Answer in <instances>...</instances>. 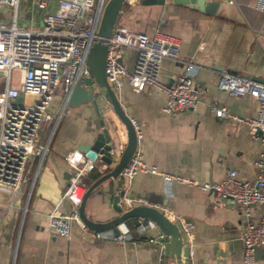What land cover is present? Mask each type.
Returning <instances> with one entry per match:
<instances>
[{"label":"crops","instance_id":"1","mask_svg":"<svg viewBox=\"0 0 264 264\" xmlns=\"http://www.w3.org/2000/svg\"><path fill=\"white\" fill-rule=\"evenodd\" d=\"M216 1L212 13L170 0L161 4L123 2L115 23L147 34L161 32L176 37L179 58L163 57L159 77L169 83L185 60L191 61L192 85L198 100L186 109L165 112L161 109L164 94L159 89L146 85L133 91L125 80L116 94L125 113L138 123L136 149L147 166L199 181L220 180L232 168L238 178L254 182L257 138L246 124L210 114L208 105L224 106L238 115L255 114L254 97L247 93L230 94L216 86V79L227 68L264 79V9L258 7L259 0ZM39 15L38 11L36 18L31 15L24 22L19 21V25L37 24ZM134 58L133 48H121L119 60L126 68L132 67ZM62 100L60 86L53 93L51 109L60 106ZM98 106L112 140L114 159L125 141L124 127L104 102H98ZM99 128L98 116L90 103H65L16 241L19 207L8 204L7 194L0 191V264H173L162 251L156 225L149 223L138 231L137 217L124 219L130 226L124 240L96 236L91 229H81L74 220L69 222L67 235L48 228L47 211L69 209V201L62 195L68 176L65 154L90 142ZM109 166L94 160V167L82 177L84 185L93 179L91 172L100 173ZM123 184L120 174L98 182L86 196L85 214L94 220L114 215L112 196H118ZM127 184L128 195L162 206L169 218L187 221L188 264H243L240 234L244 216L237 202L184 182L171 180L165 184L156 172L138 170ZM263 206V202H253L249 218L256 219ZM252 264H264V246L254 252Z\"/></svg>","mask_w":264,"mask_h":264},{"label":"built area","instance_id":"2","mask_svg":"<svg viewBox=\"0 0 264 264\" xmlns=\"http://www.w3.org/2000/svg\"><path fill=\"white\" fill-rule=\"evenodd\" d=\"M19 1L0 0V191L7 194L8 204L19 207L15 241L70 90L77 79L89 74L86 54L93 42L99 41L106 46L104 73L115 92L124 80L133 91L151 85L164 94L161 109L165 112L186 109L198 100L192 85L194 66L191 61L185 60L180 72L169 83L159 77V64L163 57L179 58L175 36L161 32L147 34L117 23H114L110 35H99L96 28L106 0H29L30 5L40 9V20L37 24L19 25L16 23ZM136 1L123 0L128 4ZM257 5L264 9V0H259ZM123 46L135 50L131 68H126L119 60ZM59 84L63 91L62 104L51 109L52 96ZM216 86L230 94L247 93L257 102L252 116L232 113L224 106L208 105L210 114L246 124L257 138L259 150L254 160V182L238 178L232 168L227 169L220 180L202 181L157 170L144 164L135 149L119 171L124 184L116 203L123 207L147 203L144 198L126 192L129 179L138 170L158 173L165 184L171 180L184 182L230 198L242 206L244 216L240 234L241 260L243 264H252L254 249L264 246V206L256 219L249 218L251 204L264 203V79L221 70ZM19 93L22 98L16 102L14 97ZM130 122L137 138L140 135L138 123L133 117H130ZM106 152L112 155L113 147ZM101 154L97 152L96 159L84 156L80 150L65 154L68 176L62 195L68 199L69 209L67 212H58L55 208L47 211V226L52 232L67 235L71 220L77 222L81 229L90 230L79 218L76 207L85 187L82 177L94 167V160H99ZM147 224L148 220L137 217L135 228L139 231ZM181 226L189 247V224L184 221ZM90 232L96 236L124 240L130 233V226L123 220L110 229Z\"/></svg>","mask_w":264,"mask_h":264},{"label":"water","instance_id":"3","mask_svg":"<svg viewBox=\"0 0 264 264\" xmlns=\"http://www.w3.org/2000/svg\"><path fill=\"white\" fill-rule=\"evenodd\" d=\"M164 1L165 0H141L143 3L156 4H161ZM170 1L199 9L206 13H212L217 4L216 0ZM122 3L123 0L105 1L96 28L99 35L107 36L112 33ZM105 48V44L99 41H95L90 45L86 54V64L89 74L75 81L66 100L68 105H74L83 101L91 104L98 116L100 128L95 132L90 142L80 144L78 149L84 154V156L89 157L90 159H96V153L102 152L98 159L105 164L110 165L85 185L76 207L77 214L87 228L96 231L110 229L113 224L123 221L127 217H142L144 220H148L150 224L156 225L162 240V251L168 258L172 259V263L188 264L189 247L181 223L177 218H169L165 214L162 206H155L148 203H137L128 207H123L116 203L117 195L114 194L111 202V207L115 211L114 215L104 220H94L89 218L84 212V202L90 190L104 178L110 177L115 179L119 175L121 167L136 149L137 144L135 130L130 122V117L123 110L116 92L106 81L104 73ZM226 70L235 73V70L232 68H227ZM241 75L246 76L247 74L243 73ZM21 98L22 94L19 93L14 97V100L19 102ZM100 101L104 102L106 107L116 115L124 127L125 141L114 159H112V156L106 152L109 147H112V140L107 129L103 126V120L98 106V102ZM257 250L258 247L254 249V252Z\"/></svg>","mask_w":264,"mask_h":264},{"label":"rangeland","instance_id":"4","mask_svg":"<svg viewBox=\"0 0 264 264\" xmlns=\"http://www.w3.org/2000/svg\"><path fill=\"white\" fill-rule=\"evenodd\" d=\"M28 1L29 0H23L21 2L24 5L21 6L22 5L21 3L18 5V12H17V19H16V23H18V24H20L19 21H23L24 22L25 20L30 18L31 15H32V17L36 18L37 14H38V11L40 12V9L37 6H35L33 4L30 5V3ZM9 10H10L9 8L6 9V11H8V12H9ZM38 22L36 21V23H38ZM22 24H26V22L22 23ZM12 79L13 80L15 79V75L14 74L12 75ZM60 86L61 85L59 84L56 87L57 91L59 90Z\"/></svg>","mask_w":264,"mask_h":264},{"label":"trees","instance_id":"5","mask_svg":"<svg viewBox=\"0 0 264 264\" xmlns=\"http://www.w3.org/2000/svg\"><path fill=\"white\" fill-rule=\"evenodd\" d=\"M98 174H99V172L96 171V170H94L93 172H91L90 176H91L92 178H94V177H96Z\"/></svg>","mask_w":264,"mask_h":264}]
</instances>
